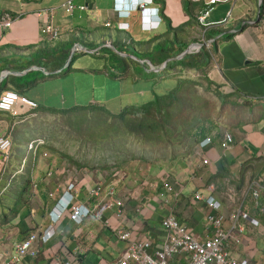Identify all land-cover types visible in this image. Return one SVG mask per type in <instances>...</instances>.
<instances>
[{
  "label": "crops",
  "instance_id": "crops-1",
  "mask_svg": "<svg viewBox=\"0 0 264 264\" xmlns=\"http://www.w3.org/2000/svg\"><path fill=\"white\" fill-rule=\"evenodd\" d=\"M68 1L71 12L65 10ZM144 1L0 0V93L14 90L38 105L34 110L18 107L16 116L0 111V133L11 139L7 161L0 159V264H46L55 257L77 264H110L129 243L116 236L119 229L128 231L130 240L159 244L161 221L171 214L190 235L203 239L212 234L207 214L227 218L237 208L258 218L260 225L241 220L242 243L229 249L238 258L264 264V215H259L249 190L252 181L264 179V0L219 1L204 25L197 17L207 0H152L148 6L156 11L149 15L141 12ZM4 13L11 18L10 26L1 24ZM46 23L56 29V37L42 33ZM110 51L124 60H113ZM86 52L93 56L89 68L72 63L76 53ZM182 57L208 61L202 65L204 81L217 87L224 100L225 113L218 119L222 126H210L192 154H173L175 148L170 147L165 165L152 161L143 169L130 166L123 175L121 168H86L65 175L68 170L60 160L43 158L44 144L34 158L28 155V142L41 138L31 125L33 118L50 113L44 110L95 106L117 114L140 106L161 87L168 93L176 78L169 77V70L156 76L149 65L168 63L178 73L181 67L174 61ZM185 75L197 76L193 69ZM222 130L233 137L227 149ZM206 135L212 141L198 155V143ZM202 158L209 163L202 164ZM69 183L75 184L74 201L101 218L88 215L75 223L65 213L50 240L39 244L38 257L12 262L14 243L50 225L48 213ZM97 186L102 187L100 195L90 196ZM109 187L115 191L110 196L105 195ZM197 193L213 197L220 208H209L195 198ZM259 204L264 206V193ZM184 262L177 258L172 264Z\"/></svg>",
  "mask_w": 264,
  "mask_h": 264
},
{
  "label": "built area",
  "instance_id": "built-area-1",
  "mask_svg": "<svg viewBox=\"0 0 264 264\" xmlns=\"http://www.w3.org/2000/svg\"><path fill=\"white\" fill-rule=\"evenodd\" d=\"M219 1L224 0H207L205 8L200 12L197 19L201 25H204V18L212 9L213 5ZM145 2V1H144ZM142 14L149 15L147 6L141 4ZM151 9V8H150ZM66 11L73 10V4L68 1ZM153 11V9H151ZM156 11V9L154 10ZM151 18L154 15H151ZM1 24L3 26H10L11 18L7 13L1 16ZM154 24L158 23L154 19ZM42 33L56 37L57 31L51 24H43L41 27ZM18 107H25L34 110L38 107L36 101L30 99L14 90H4L0 93V111L8 112L14 116L18 115ZM264 124V119L262 120ZM221 142L224 149H227L233 143L232 134L227 130L219 131ZM212 137L206 135L199 143L197 154L200 155V148L210 144ZM44 141L40 138H35L28 142L26 150L29 156L35 157L39 146L43 145ZM11 149V139L7 135L0 133V159L7 161ZM44 156L46 153H43ZM27 158V157H26ZM24 158L20 166L25 163ZM207 158H202V164H208ZM164 186L170 188V184L165 181ZM250 194L253 199V205L258 209L259 215H264V206L259 204V198L264 193V179L263 181H252L250 187ZM74 191H76L75 184L69 183L66 185L63 193L57 198L55 205L50 209V225L40 231L30 233L25 239L16 242L13 245V250L10 256L12 262H19L22 258L29 256L36 258L39 255V244L47 243L54 234V225L60 218L67 213L69 218L75 222L80 223L88 215L96 218H101L100 214L94 209H90L84 203L74 201ZM102 192V187H95L89 191L90 196L98 197ZM114 188L109 187L105 195H112ZM230 197V196H229ZM195 198L203 200L205 204L212 209L220 208V202L213 197H203L201 194H196ZM121 201L118 200L117 204ZM227 219L228 225L225 226L224 220ZM206 220L211 227L212 234L209 237L200 239L189 234L185 225L180 223L174 215H167L161 221V228L163 230V239L159 244H155L151 239H134L130 240L128 231L119 229L116 236L122 240H129L127 248L110 264H172L177 258H184L183 264H257L251 260L241 259L235 256L230 251L231 245L242 243V232L244 228L241 220L248 222L252 226H259L260 220L256 217H251L246 211L240 208L234 209L230 212L227 218L222 214H207ZM50 231V233H47ZM46 264H77L71 260H65L61 257H55L47 261Z\"/></svg>",
  "mask_w": 264,
  "mask_h": 264
},
{
  "label": "rangeland",
  "instance_id": "rangeland-1",
  "mask_svg": "<svg viewBox=\"0 0 264 264\" xmlns=\"http://www.w3.org/2000/svg\"><path fill=\"white\" fill-rule=\"evenodd\" d=\"M113 52L110 51L113 54V60L120 62L124 60L123 57ZM91 57H93L92 54L87 52L76 53L72 63H81L89 68L93 63ZM106 69L111 70L110 67H106ZM122 70L120 69L121 73ZM197 78L194 76L193 79ZM197 83L195 90L193 88L192 92L181 96L186 101L184 107L190 110L189 115L184 114L183 109H178L174 110V116L171 117L173 118L171 119V126H178L179 133L168 132L170 123L165 124L166 133L169 136L174 135L172 144H167L164 138H160L161 141L159 138L150 140L152 137L149 135L143 137L131 135L125 132V125L118 120H109L108 123L96 125L94 122L101 117L95 115H90V120L74 122L69 120L74 118L72 114L75 113L73 112L65 115L41 113L38 117L33 118L31 125L37 128L40 139L44 141L46 155L43 154V158L47 162L52 161V163H56L55 160L57 159L60 160L58 164L68 170L65 175L86 168H99L107 172L111 169L121 168L120 173L123 175V173L131 170L130 166L143 169L146 164H150L152 161L165 165L167 162L165 154H168L167 151L170 147L175 148L173 154L181 151L186 156L184 148L186 144L184 145V142L188 136L184 131L181 132V127L187 126V124H182L184 120L192 121L193 116L208 115V122L205 126L210 128L212 122L213 125L219 127L222 126V123L218 119L225 113L224 100L217 87H208L203 79H199ZM171 86L173 87L174 84L171 83ZM159 93H163V87L159 88ZM97 113L100 114L101 111L97 110ZM94 118L97 120H92ZM161 118L162 116H157L155 119L161 120ZM104 128L109 129V131L105 132ZM193 131L194 129L191 130V132ZM16 158H18L16 162L19 163L20 155L18 154Z\"/></svg>",
  "mask_w": 264,
  "mask_h": 264
},
{
  "label": "trees",
  "instance_id": "trees-1",
  "mask_svg": "<svg viewBox=\"0 0 264 264\" xmlns=\"http://www.w3.org/2000/svg\"><path fill=\"white\" fill-rule=\"evenodd\" d=\"M199 53H202V55H206L208 59L209 54L205 50H200ZM192 58V57H191ZM184 59H178L174 61V64L176 66H180V72L175 73L174 70H170V64H159V65H153L147 63L148 61H145L149 65V68L151 71H153V74L157 75H165L168 70L170 71L169 77L175 76L174 79V86L169 90L168 93H156L154 94V97H152L150 100L145 101L140 106H133V107H127L120 111L117 114H113L109 112L107 109L102 107H95V106H88V107H72L68 109H51V110H44L48 111L52 114H58L61 113L63 115L67 113H75L72 114L74 118L69 119L74 122H79L81 120H90L91 116H98L101 117L100 119H92L96 122H94L96 125H101L103 123H108L109 120H118L121 121L126 129L125 132L134 135L136 137L140 136H146L149 135L152 137L150 140L160 139L164 138L165 142L167 144H172V137L174 135H170L166 133L165 131V124L167 122L170 123L168 126V132H178V126H171V118L174 116V110L183 109L184 114L189 115L190 110L187 107H184L186 101L183 97V95H187L189 92L193 91V88L195 90L196 85H198L197 81L199 79H203V73L205 68L202 65H207L208 61H204V57L201 62L193 61ZM70 63V62H69ZM195 70L197 79H193L189 76L185 75V70ZM127 69H123L125 72ZM172 72V73H171ZM152 74V73H151ZM122 75V74H121ZM168 76V75H167ZM166 76H163L161 78H164ZM166 79V78H165ZM164 79V80H165ZM206 81V80H205ZM206 83V82H205ZM31 82L27 83L25 86H30ZM208 87H210V83H206ZM158 88H155L154 91H157ZM185 91V92H184ZM180 93V95H178ZM176 105V107H174ZM97 110H100L101 113L98 114ZM91 113V114H90ZM91 115V116H90ZM157 116H162L161 120L155 119ZM192 121H186L182 124H187L186 127H181V132L184 131L188 139L184 142V147L186 149V153L188 154L193 150V145L198 141V138L203 136V133L208 130L209 128L205 125L207 124L208 115L202 116H193ZM101 123V124H100ZM213 125V123L211 122ZM210 124V125H211ZM108 127V126H107ZM191 132V130H193ZM105 132H108L109 129H105ZM179 133V132H178ZM190 134V135H189ZM179 137V136H176ZM184 139L183 137H181ZM161 140V139H160ZM162 141V140H161ZM31 161V158L28 159V162Z\"/></svg>",
  "mask_w": 264,
  "mask_h": 264
},
{
  "label": "clouds",
  "instance_id": "clouds-1",
  "mask_svg": "<svg viewBox=\"0 0 264 264\" xmlns=\"http://www.w3.org/2000/svg\"><path fill=\"white\" fill-rule=\"evenodd\" d=\"M145 2H146V6H147V8L149 9V12H151L152 10L151 9H153V11L156 9V7H154V6H152V7H149L148 6V4H150V3H152V0H145ZM151 8V9H150ZM154 16H156V15H154ZM157 17V16H156Z\"/></svg>",
  "mask_w": 264,
  "mask_h": 264
},
{
  "label": "bare ground",
  "instance_id": "bare-ground-1",
  "mask_svg": "<svg viewBox=\"0 0 264 264\" xmlns=\"http://www.w3.org/2000/svg\"><path fill=\"white\" fill-rule=\"evenodd\" d=\"M127 5V4H126ZM125 17V16H124ZM144 17V16H143Z\"/></svg>",
  "mask_w": 264,
  "mask_h": 264
}]
</instances>
